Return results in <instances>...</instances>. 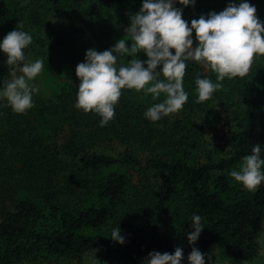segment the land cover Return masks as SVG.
I'll use <instances>...</instances> for the list:
<instances>
[{
  "label": "trees",
  "instance_id": "trees-1",
  "mask_svg": "<svg viewBox=\"0 0 264 264\" xmlns=\"http://www.w3.org/2000/svg\"><path fill=\"white\" fill-rule=\"evenodd\" d=\"M142 2L0 0V42L23 30L33 38L23 50L26 60L44 62L29 81L36 89L32 108L16 113L0 98V264H142L149 252L174 253L176 247L183 250L181 264H189L193 215L205 225L194 245L202 253L218 244L230 259H259L264 181L249 192L229 173L239 170L253 145L261 146L264 159V56L254 58L245 77L223 81L187 61V103L156 122L144 113L164 94L153 100L143 90L122 89L115 118L103 127L99 115L75 107L76 66L88 49L104 51L128 40V14ZM240 2L184 6L175 0L174 7L191 26L203 4L219 13ZM247 2L264 23V0ZM192 38L195 46V30ZM134 58L118 57L117 66ZM138 58L147 56L140 52ZM6 60L0 50V89L11 79ZM197 74L223 87L197 102ZM219 125L226 129L223 149L205 135ZM118 226L124 244L110 237Z\"/></svg>",
  "mask_w": 264,
  "mask_h": 264
},
{
  "label": "clouds",
  "instance_id": "clouds-1",
  "mask_svg": "<svg viewBox=\"0 0 264 264\" xmlns=\"http://www.w3.org/2000/svg\"><path fill=\"white\" fill-rule=\"evenodd\" d=\"M175 0H143L142 7L135 14L129 13L130 24L125 28L126 39H119L113 47L104 51L88 49L85 61L76 66L78 85L75 107L85 113L94 112L101 117L100 126H106L115 118V105L119 102L122 89L143 90L162 102L154 103L144 113L153 122L182 110L188 101V93L183 87L187 61H195L216 74L217 81L245 77L256 56H264V23L256 16V8L242 0L239 4L229 3L219 13L210 12L207 17L192 19L191 26L182 18V9L174 7ZM184 6L194 5L195 0H179ZM22 27V26H21ZM195 30L196 45L192 33ZM32 36L23 30H12L0 42V50L6 54V64L10 80L4 81L0 98L16 113H25L33 105V92L29 84L44 69L43 60H26L24 49L32 43ZM130 41V43H129ZM174 49V54L173 50ZM146 54L147 59L138 58V53ZM127 54L136 57L128 64L117 66L118 57ZM146 65V67H145ZM159 69V71H158ZM164 79L160 80L159 76ZM197 102H204L223 87L209 78L195 79ZM150 85V86H149ZM262 148L253 145L251 154L242 158L239 170L229 175L249 192H255L264 181V159ZM200 215H193L187 240L193 245L187 259L189 264H209L213 253H202L194 245L205 225ZM111 239L125 243L121 229L114 228ZM183 250L176 247L174 253L158 251L148 253L142 264H181Z\"/></svg>",
  "mask_w": 264,
  "mask_h": 264
},
{
  "label": "rangeland",
  "instance_id": "rangeland-1",
  "mask_svg": "<svg viewBox=\"0 0 264 264\" xmlns=\"http://www.w3.org/2000/svg\"><path fill=\"white\" fill-rule=\"evenodd\" d=\"M213 11H214V9H213L212 4H203V5L199 6L198 10L196 9V11H194V13H195L196 19H198L201 15H204L205 17H207V15ZM225 131H226V129L225 128L223 129L222 126L219 125V126H217L216 129L208 131L205 134L206 138H207L208 142L211 144V146L217 147L219 144H222L220 149H223V143L224 142H223L221 136H222V133H224ZM259 241L261 244L260 257L258 260H256L255 262H252V263H245V262L237 260V259L228 258L224 254L222 247L218 244L211 245L208 248L206 253H209V252L213 253V261L216 260V264H264V220H263L261 228H260ZM55 263L56 264H69L67 262L60 261V260L56 261ZM26 264H42V263L31 261V262H26ZM207 264H209L208 259H207Z\"/></svg>",
  "mask_w": 264,
  "mask_h": 264
}]
</instances>
